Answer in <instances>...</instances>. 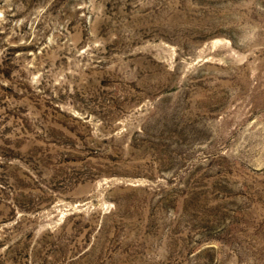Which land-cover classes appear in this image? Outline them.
<instances>
[{
    "label": "rangeland",
    "instance_id": "obj_1",
    "mask_svg": "<svg viewBox=\"0 0 264 264\" xmlns=\"http://www.w3.org/2000/svg\"><path fill=\"white\" fill-rule=\"evenodd\" d=\"M0 264H264V0H0Z\"/></svg>",
    "mask_w": 264,
    "mask_h": 264
}]
</instances>
